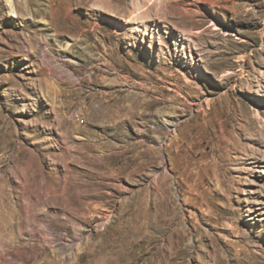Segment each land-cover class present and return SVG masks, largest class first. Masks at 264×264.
<instances>
[{
    "label": "rangeland",
    "instance_id": "obj_1",
    "mask_svg": "<svg viewBox=\"0 0 264 264\" xmlns=\"http://www.w3.org/2000/svg\"><path fill=\"white\" fill-rule=\"evenodd\" d=\"M0 264H264V0H0Z\"/></svg>",
    "mask_w": 264,
    "mask_h": 264
},
{
    "label": "built area",
    "instance_id": "obj_2",
    "mask_svg": "<svg viewBox=\"0 0 264 264\" xmlns=\"http://www.w3.org/2000/svg\"><path fill=\"white\" fill-rule=\"evenodd\" d=\"M71 115H73V114H71Z\"/></svg>",
    "mask_w": 264,
    "mask_h": 264
}]
</instances>
